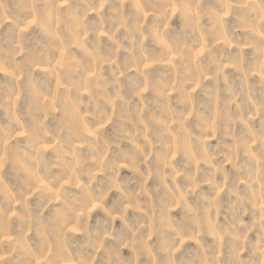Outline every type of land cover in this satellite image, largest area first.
Wrapping results in <instances>:
<instances>
[{
    "label": "rangeland",
    "instance_id": "1",
    "mask_svg": "<svg viewBox=\"0 0 264 264\" xmlns=\"http://www.w3.org/2000/svg\"><path fill=\"white\" fill-rule=\"evenodd\" d=\"M234 2L205 0L208 11L203 17L199 8L192 10L195 24L188 29L186 56L185 45L159 40L156 31L158 23L153 20L150 11L145 9L138 12L136 8V4L144 8L143 0H110L107 5L104 0H90L91 6L82 4L81 0H73L71 13L75 17L74 30H66L57 21L54 32L42 30L37 25L34 0H0V54L6 57L12 50L16 61L31 64L30 73L25 76L23 72L15 70L11 62L0 63V105H3L0 107V124L11 123L15 129L14 138L0 134V157L10 146H15L18 151H26L30 157L39 154L44 157L43 174L25 165L23 160L18 162L23 170L22 175L17 171V164H9L0 172L5 178V184L0 185V208L4 209L0 223L7 225L10 222L14 232L25 231L32 223L30 214L26 223L13 215L15 211L22 210L15 200V190L23 188L21 179L32 185L31 191H26L23 197L26 207L39 209L42 221L55 224L72 217L68 228L77 230L85 222L93 228L103 223L106 219L104 213L92 211L95 203L87 211L76 204L80 195L79 181L77 185L72 184L69 166L75 164L78 149L84 157L85 169L93 167L94 158L90 159L87 149L81 148L79 140L71 132L80 125L86 134H95L103 123V131L110 137L123 125L129 111L139 109L142 113L146 106L149 112L158 116L166 113L167 123L175 127L173 111L184 112L188 116L193 111V105H196L198 112L209 118L205 122L209 130L202 139L207 143L209 153L216 157L211 165L198 161L193 164V171L199 169L197 179L206 177L209 172H216L212 188L205 184L190 197H184L182 192L177 193L172 197L174 204L169 201L170 193L166 190L171 186L170 182H166L165 188L155 194L151 200L152 212L147 214L149 227L146 233L150 242L159 243V235H152L151 225L156 208L166 201L169 202V212L175 218L172 227L187 223L182 198L189 203H199L201 191H213L219 197L220 204L227 207L235 197L230 198L227 194L224 176L216 171L217 161L223 163V170L232 178L239 174V169L233 165L231 157L221 154L227 149L223 146L222 132L215 125L216 116L226 100L232 97L235 99L232 111H236L237 105L249 107L251 110L246 115L252 119L257 111L256 105L264 99V54L247 46L248 33L238 20L239 12L229 6ZM117 8L119 14L115 12ZM137 15L139 22L152 31V39H145L147 33L143 29L134 31L129 27V21L124 20L128 17L135 21ZM166 15L168 20L186 23L180 19L175 4L166 9ZM97 73L104 78L103 81L97 80ZM112 79L118 81V95L123 99H116L111 89L101 99L97 85ZM185 79L190 82L184 83ZM154 82H158L159 86L152 87ZM178 84H183L190 95L178 94L175 91ZM240 88L243 89V96H233L234 90ZM22 90L27 95H23ZM128 98H132L131 104L125 103ZM98 106L104 109L105 116L93 120L90 113L94 114ZM199 123V120L189 118L188 127L196 135H199ZM252 123L259 129L262 125L260 116L256 115ZM36 126L39 132L35 131ZM128 127L131 128V125ZM30 131L33 134L27 135ZM233 131L235 135H241L243 125L237 122ZM37 136L42 139L37 140ZM60 139L63 146L57 148ZM233 142L232 139L227 140L228 144ZM122 147L129 149L133 144L126 142ZM105 149L110 156L115 155V150L107 144ZM183 162V156L176 160L180 166ZM45 176L55 177L56 180L50 183ZM120 177L124 181L136 179L127 168L120 169ZM154 183L148 181L149 186ZM178 183L183 185L184 181L181 179ZM95 186L101 188L102 184ZM255 187L257 197H260L262 186L257 183ZM107 195L109 207L120 203L119 192ZM261 206H264V198L254 201L252 208L256 215L246 216V223L259 220ZM144 211L143 208L129 211V223H135ZM222 212L223 209L217 206L209 215L222 222ZM113 219L116 233L121 238L125 237L127 229L120 219ZM249 236L255 239L256 233ZM32 239L38 242L35 234H32ZM85 239L83 235H76L69 241L67 257L62 264H76L77 253L94 251L83 247ZM114 243L112 240L106 242L107 246ZM176 247L180 249L177 255H190L196 252L197 242L181 237ZM133 253L134 248L121 247L119 255L127 259ZM9 264H22V259L14 258ZM34 264H46V261L43 256H37Z\"/></svg>",
    "mask_w": 264,
    "mask_h": 264
},
{
    "label": "clouds",
    "instance_id": "2",
    "mask_svg": "<svg viewBox=\"0 0 264 264\" xmlns=\"http://www.w3.org/2000/svg\"><path fill=\"white\" fill-rule=\"evenodd\" d=\"M72 3L73 0H62V2L34 0L37 25L42 30L54 32L58 21L66 30H74L75 17L71 13ZM81 3L91 6L90 0H81ZM109 3L110 0H104L105 5ZM143 4L144 8H141L140 4H136V8L138 12L145 9L150 11L153 20L158 23L156 31L159 40L162 43L185 45L187 56L188 29L195 24V18L191 13L194 8H199L202 17L206 16L208 10L205 8V0H143ZM173 4L178 9L180 19L186 23L178 24L168 20L166 9ZM229 6L239 12L238 20L248 33L247 46L264 54V0H235L234 4ZM115 12L119 14V8L115 9ZM139 19L138 15L135 21H131L128 17L124 18L129 21V27L134 31L143 29L147 33L145 39H152V31L147 25L141 24ZM5 62H11L12 67L23 72L25 76L30 73V62L16 61L12 50H9L6 57L0 54V63ZM97 80L103 81L104 78L97 73ZM189 82L188 79L184 80V83ZM158 86V82L152 84V87ZM97 87L100 88L101 99L107 95L109 89L113 91L116 99H123L118 95L120 85L116 79L103 82ZM175 91L184 96L190 95L183 84H178ZM22 94L27 95V92L22 90ZM243 94V89L240 88L234 90L232 95L243 96ZM125 103L131 104L132 98H128ZM234 103L235 99L229 97L215 119L217 130L222 132L224 138L223 146L227 149L221 154L231 157L233 165L239 169V174L232 178L223 170V163L217 161L216 171L224 176L227 194L230 198L235 197L227 207L220 204L219 197L213 191H201L199 203H189L182 198L181 203L187 216V223L172 227L175 218L169 212V202L166 201L153 213L152 235H159V243L150 242L146 233L149 227L147 214L152 212L151 200L155 194L165 188L166 182H170L171 186L166 190L170 193L169 201L174 204L175 200L172 197L177 193L182 192L184 197H190L205 184L212 188L216 180V172H209L206 177L197 179L199 169L193 171V164L198 161L200 164L211 165L216 157L209 153L207 143L202 139L209 130L205 127V122L209 118L199 113L196 105H193V111L188 116L184 112L173 111L172 119L175 127L167 123L166 113L158 116L149 112L146 106L142 113L139 109L129 111L124 117L123 125L110 137L103 131L105 127L103 123L95 134H86L80 125L71 132V135L79 140L81 148L87 149L90 159L94 158L93 167L85 169L84 157L80 155L78 149L75 164L69 166L72 184L77 185L79 181L77 186L80 195L76 204L87 211L89 206L95 203L92 211L104 213L106 219L103 223L93 228L85 222L77 230L68 228L72 217L55 224L42 221L39 209L26 207L23 197L26 191H31L32 185L21 179L23 188L15 190V200L22 210L15 211L13 215L22 223H26L30 214L32 223L25 231L15 232L10 222L7 225L0 223V264H9L17 257L22 259V264H34L37 256H43L46 264H62V260L67 257L69 241L76 235L85 236L83 247L94 250L92 253H77L76 264H264V206H261L259 220L245 222V217L249 214L253 217L256 215L252 208L254 201L264 198V99L256 105L257 111L252 119L246 115L251 110L249 107L237 105L236 111L233 112L231 106ZM90 115L93 120H100L104 118L105 111L98 106L95 113ZM256 115H259L262 121L259 129L252 123ZM189 118L200 121L199 135L189 129ZM237 122L244 128V132L239 136L233 131ZM129 125L131 128L128 127ZM35 131L39 132L38 126ZM14 132L11 123L0 124V134L14 138ZM26 134L33 133L30 131ZM36 139L40 140L42 137L37 136ZM228 139L234 142L228 144ZM126 142L132 143L133 147L129 149L122 147ZM106 144L115 150L114 156H110L106 151ZM62 146L63 141L60 139L56 147L62 148ZM102 156L103 160H101ZM181 156L184 158L182 166L176 163L177 158ZM20 160L43 174L41 172L44 164L43 154L30 157L26 151L16 150L15 146H10L5 155L0 157V172H3L9 164H17V171L22 175L23 170L18 163ZM121 168L132 171L136 179L122 180ZM45 179L50 183L56 180L55 177L47 176ZM181 179L184 181L183 185L178 183ZM150 180L155 181L151 186L148 184ZM97 183L102 184V187L97 188L95 186ZM257 183L262 186L260 197H257L256 193ZM3 184L5 178L0 175V185ZM111 192L120 193V203L109 207L107 193ZM217 206L223 209L222 222L209 215L217 209ZM140 208L145 210L144 213L135 223H129L128 212ZM3 214L4 209L0 208V215ZM113 217L120 219L121 224L127 229L125 237L121 238L116 233ZM253 232L256 233L255 239L249 236ZM32 234L36 235L38 242L33 241ZM181 237L187 241L197 242V250L194 254L177 255L180 249L176 245ZM107 240L115 243L107 246ZM121 247L134 248L133 256L122 258L119 255ZM46 252L48 254L45 256Z\"/></svg>",
    "mask_w": 264,
    "mask_h": 264
}]
</instances>
